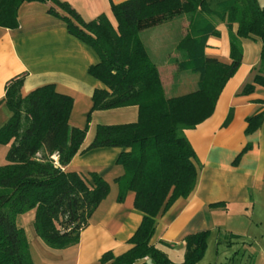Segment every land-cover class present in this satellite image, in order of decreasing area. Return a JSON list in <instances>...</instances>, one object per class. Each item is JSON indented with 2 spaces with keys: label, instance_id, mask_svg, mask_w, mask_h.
Segmentation results:
<instances>
[{
  "label": "trees",
  "instance_id": "1",
  "mask_svg": "<svg viewBox=\"0 0 264 264\" xmlns=\"http://www.w3.org/2000/svg\"><path fill=\"white\" fill-rule=\"evenodd\" d=\"M31 1H51L48 11L98 53L100 60L89 73L104 87L94 90L92 112L139 107L137 121L98 124L89 145L125 148L117 159L126 169L117 179L118 200L132 190L135 207L144 213L129 240L132 247L119 255L106 251L101 264H136L147 256L156 264H197L205 256L210 230L188 234L184 260L177 263L152 243L157 218L196 186L195 151L184 130L214 113L222 90L242 63L243 37L261 39L262 51L258 72L242 93L254 92L257 84L264 86V5L260 0H218L216 6L211 0H124L111 4L113 23L106 13L85 20L64 0H0V26L17 27L22 6ZM183 14H190L194 23L182 41L189 46L180 66L199 74L198 87L169 96L140 33ZM208 15L226 21L230 28L238 23L230 40L229 62L205 52L208 38L220 35ZM24 80V74L13 77L3 99L10 117L0 127V144L9 145L7 161L0 165V264H34L29 236L18 223L21 214L35 209L37 235L53 248H66L80 241L90 216L110 190L109 182L96 172L88 179L64 169L88 131V125L70 123L74 98L52 83L24 95ZM247 121L246 132L255 131L264 123V111Z\"/></svg>",
  "mask_w": 264,
  "mask_h": 264
},
{
  "label": "crops",
  "instance_id": "2",
  "mask_svg": "<svg viewBox=\"0 0 264 264\" xmlns=\"http://www.w3.org/2000/svg\"><path fill=\"white\" fill-rule=\"evenodd\" d=\"M64 1L85 20L106 13L115 23L111 4L124 0ZM217 2L210 1L213 6ZM51 3L26 2L20 10L17 27L0 26V127L10 117L3 99L6 86L13 77L25 75L24 95L39 86L54 84L57 91L74 98L71 125L81 128L88 125L80 151L64 169L77 171L88 179L96 172L109 182L110 190L90 216L80 241L72 246L53 248L37 235L34 228L26 229L23 216L28 212L21 214L18 221L20 218L19 223L29 236L34 264H101L100 258L106 251L119 255L132 247L129 240L140 226L144 213L135 207L134 191L129 190L123 201L118 200L120 183L117 179L126 169L117 159L125 148H89V145L98 124L137 121L139 107L130 105L92 112L94 90L104 84L89 73V68L98 63L100 57L90 44L70 33L62 18L48 11ZM208 16L220 35L208 38L205 52L209 57L229 62L230 40L232 34L237 33L238 23H233L230 28L226 21ZM173 22H177L175 29L174 25L169 26ZM193 23L190 14H183L140 33L169 96L191 92L198 87L199 74L180 66L189 46L182 41L192 33ZM241 43L242 63L222 90L214 113L195 128L184 130L195 151L196 186L188 197L176 200L157 218L152 243L177 263L185 257V237L201 230H210L208 248L210 238H214L217 253L221 246L230 248L235 243L240 245L239 250L243 246L251 248L256 243H264V123L255 131L246 132L247 118L264 111V86L257 84L254 92L242 93L244 86L252 82L258 72L262 41L257 37H243ZM0 146V165H3L9 145ZM29 212L28 220L32 222L35 209ZM224 231L229 232V240L227 234L222 233ZM236 253L238 255L239 251ZM136 264L156 263L147 256Z\"/></svg>",
  "mask_w": 264,
  "mask_h": 264
},
{
  "label": "rangeland",
  "instance_id": "3",
  "mask_svg": "<svg viewBox=\"0 0 264 264\" xmlns=\"http://www.w3.org/2000/svg\"><path fill=\"white\" fill-rule=\"evenodd\" d=\"M260 2L262 5H264V0H260ZM176 24H177V22H173V24H169V26L171 25V27H172L174 25L173 27L175 29ZM173 93H175V91ZM172 95H176V93L172 94ZM0 149H2L1 146H0ZM6 161L7 160L4 159L3 162L5 163ZM1 164H3V163H1ZM30 213L31 212L28 211V214H25L23 216L25 218V221H26L25 224L27 225L26 229H28V230H29V228L30 229L34 228L35 215L33 216L32 222H31L30 220H28L29 217L31 216ZM20 221H21V219L19 218L18 223ZM19 224H21V223H19ZM34 230H35V228H34ZM222 233L227 234L228 238H226V239L229 240V238H230L229 232L224 231ZM222 238L225 239V236H223ZM208 240H209V238H208ZM216 245H217V243H215V239L210 238L209 248L207 247V249H209V250L208 251L206 250L207 253H205V256L203 257V259L200 262H198L197 264H221V263L264 264V243L263 244L256 243L251 248H250V246H243V248L241 250L238 249V248H240L239 247L240 245H238V243L233 244V246L230 248H227V247L224 248L223 246H221L220 253H217ZM237 250L239 251L238 255L236 253ZM246 250H247V252L244 253Z\"/></svg>",
  "mask_w": 264,
  "mask_h": 264
}]
</instances>
